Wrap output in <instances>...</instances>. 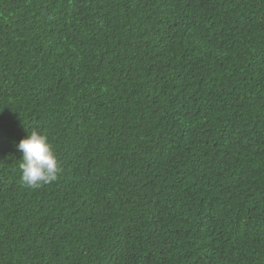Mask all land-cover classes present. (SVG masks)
I'll return each instance as SVG.
<instances>
[{"label": "trees", "instance_id": "trees-1", "mask_svg": "<svg viewBox=\"0 0 264 264\" xmlns=\"http://www.w3.org/2000/svg\"><path fill=\"white\" fill-rule=\"evenodd\" d=\"M0 264H264V0H0Z\"/></svg>", "mask_w": 264, "mask_h": 264}, {"label": "clouds", "instance_id": "clouds-1", "mask_svg": "<svg viewBox=\"0 0 264 264\" xmlns=\"http://www.w3.org/2000/svg\"><path fill=\"white\" fill-rule=\"evenodd\" d=\"M22 153V181L30 188H38L57 179L58 161L46 135L33 131L16 145Z\"/></svg>", "mask_w": 264, "mask_h": 264}]
</instances>
